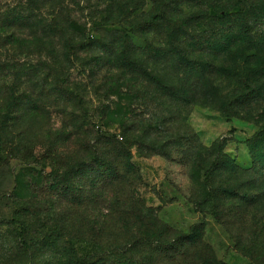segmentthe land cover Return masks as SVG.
<instances>
[{
	"label": "rangeland",
	"instance_id": "1",
	"mask_svg": "<svg viewBox=\"0 0 264 264\" xmlns=\"http://www.w3.org/2000/svg\"><path fill=\"white\" fill-rule=\"evenodd\" d=\"M174 1L263 54L264 0ZM162 2L0 0V264H264V66Z\"/></svg>",
	"mask_w": 264,
	"mask_h": 264
},
{
	"label": "trees",
	"instance_id": "2",
	"mask_svg": "<svg viewBox=\"0 0 264 264\" xmlns=\"http://www.w3.org/2000/svg\"><path fill=\"white\" fill-rule=\"evenodd\" d=\"M164 1H167V0H163L162 2L163 4L161 5V8L159 9V11L148 14L149 16L148 18H146L145 22L154 23V24L160 21L163 22L165 27H167V29L169 30L170 41L175 42L176 45H178L177 51L180 56L192 54L193 44L192 42H189V41L191 40V38L193 39L196 36L198 40L206 39V41H211L212 42L211 47L214 48L215 55L220 54L222 51L229 50V48L233 44L239 43L237 44V46L235 45V47H237L235 55L236 57H241L244 60L246 69L250 70L252 68L251 65H249L250 63H254L255 65L264 66V52L263 54L259 56L258 54H252V53L247 54L245 50H247L248 48H251L253 46V43H248V45L247 44L240 45L241 37L238 34H235V33L226 34L225 31L224 32L218 31L215 33H211V32L201 29L200 31H194L195 32L194 36H190L191 35L190 32L185 30L183 26L185 25V23L193 25L194 22H196V17H198V16L195 17L196 13L193 12L194 14L191 13L188 15L185 14L184 16L182 15L179 17V19L176 22H173L172 20L174 18L173 17L174 13L180 14L179 10H177V6L181 4V1L180 2L174 1L175 6H176L175 11H172L171 8L169 7L170 3L167 2V4L165 5ZM213 8H214V5H213ZM222 29H225V28H222ZM181 32H184V33H181ZM239 32L243 33V31H239ZM245 33L249 35L247 31ZM181 37L183 38V40H181ZM218 41H220L221 43H219ZM259 43H261L262 45V47H260V50H263L264 49V35H263V40L260 41ZM262 89L264 91V88ZM263 91L259 92L260 97L262 98H264Z\"/></svg>",
	"mask_w": 264,
	"mask_h": 264
}]
</instances>
